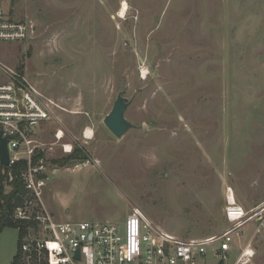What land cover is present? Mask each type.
<instances>
[{"label": "rangeland", "instance_id": "374dc122", "mask_svg": "<svg viewBox=\"0 0 264 264\" xmlns=\"http://www.w3.org/2000/svg\"><path fill=\"white\" fill-rule=\"evenodd\" d=\"M2 5L35 33L0 41V84L20 76L59 102L64 141L77 150L76 159L51 163L60 168L44 200L55 220L123 222L138 207L158 229L202 238L227 228L232 189L255 216L234 234L224 262L208 250L198 264H264V0ZM119 92L133 124L121 138L103 122ZM58 123L47 124L44 139L53 140ZM249 244L254 255L236 262ZM17 248L18 230L3 228L0 264H11Z\"/></svg>", "mask_w": 264, "mask_h": 264}, {"label": "built area", "instance_id": "2783aa9c", "mask_svg": "<svg viewBox=\"0 0 264 264\" xmlns=\"http://www.w3.org/2000/svg\"><path fill=\"white\" fill-rule=\"evenodd\" d=\"M2 2L0 41L19 42L31 37L34 23L11 19ZM57 109L62 110L59 102L42 94L23 77L0 84V149L6 139L8 153L5 164L0 151V205L5 202L4 196L11 194V203L15 204L12 219L26 224L24 232L17 229L20 237L16 264H198L208 250L224 262L234 234H239L255 216L227 193V228L202 238L181 239L158 229L138 207H132L123 222L55 220L44 200L50 174L60 168L57 163L51 165L52 157L61 158L55 154L56 148L66 154L73 151L72 142L64 141L65 131L58 123ZM51 121L58 124L51 133L53 140H46L43 132ZM83 138H89L85 130ZM17 184L21 190H15ZM253 255L249 244L240 251L236 262L244 263Z\"/></svg>", "mask_w": 264, "mask_h": 264}, {"label": "water", "instance_id": "95a60500", "mask_svg": "<svg viewBox=\"0 0 264 264\" xmlns=\"http://www.w3.org/2000/svg\"><path fill=\"white\" fill-rule=\"evenodd\" d=\"M129 100L119 92L114 100L113 106L108 114L105 115L103 122L105 126L114 134L117 138H121L128 131V129L133 127L125 117V111L129 105ZM1 160L7 164L8 163V153L6 148V139L2 140L1 143ZM76 257H79V251L76 253ZM222 263V261H220Z\"/></svg>", "mask_w": 264, "mask_h": 264}, {"label": "trees", "instance_id": "16d2710c", "mask_svg": "<svg viewBox=\"0 0 264 264\" xmlns=\"http://www.w3.org/2000/svg\"><path fill=\"white\" fill-rule=\"evenodd\" d=\"M76 158H77V150L71 152V154H68L66 157H61L59 159H52V162L57 164L58 163L62 164L63 162H67L70 159H76ZM15 190H21V186L17 184ZM10 197L11 194L5 195L4 196L5 202L2 205H0V231L5 227H14L16 229H18L19 227L20 231L24 232L26 224L14 221L11 217V212L15 204L11 203ZM20 231H18V244H19ZM16 256L17 255L15 254L11 264H16L14 262Z\"/></svg>", "mask_w": 264, "mask_h": 264}, {"label": "bare ground", "instance_id": "6f19581e", "mask_svg": "<svg viewBox=\"0 0 264 264\" xmlns=\"http://www.w3.org/2000/svg\"><path fill=\"white\" fill-rule=\"evenodd\" d=\"M127 3L125 2V1H122V4H121V8H120V10H119V14H123V13H125V11H126V9H127ZM91 133H92V129H90V128H87L86 127V129H85V135L87 136V137H89V138H91ZM227 195L229 196V197H234V194H233V192H232V189L230 190V189H228L227 190ZM249 249V248H248Z\"/></svg>", "mask_w": 264, "mask_h": 264}, {"label": "crops", "instance_id": "0c3cea01", "mask_svg": "<svg viewBox=\"0 0 264 264\" xmlns=\"http://www.w3.org/2000/svg\"><path fill=\"white\" fill-rule=\"evenodd\" d=\"M88 128H91V127L88 126ZM88 219H93V218L90 216ZM254 251H255V250H254ZM222 262H223V261H222Z\"/></svg>", "mask_w": 264, "mask_h": 264}]
</instances>
